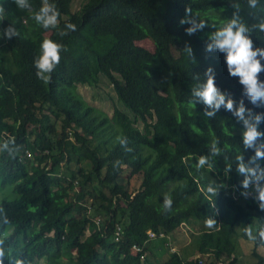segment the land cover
Wrapping results in <instances>:
<instances>
[{
  "label": "trees",
  "instance_id": "1",
  "mask_svg": "<svg viewBox=\"0 0 264 264\" xmlns=\"http://www.w3.org/2000/svg\"><path fill=\"white\" fill-rule=\"evenodd\" d=\"M44 2L28 0L21 9L0 0V145L8 142L0 149V188L13 185V195L0 201L3 264H237L241 241H251L252 256L264 264V243L244 231L256 235L264 210L236 172L235 157L250 163L255 147H243L244 125L233 115L242 105L255 122L264 102L253 103L229 74L225 53L207 49L210 34L235 16L253 48L264 50V0L254 8L249 0H82L76 10L74 0H47L58 11L48 29L33 19ZM67 23L74 30L60 35ZM10 25L17 36L3 35ZM45 38L62 45L47 83L33 65ZM145 39L154 51L137 44ZM208 74L233 111L221 105L204 115L212 109L191 90ZM257 75L264 81V70ZM102 77L123 106L111 116L78 92ZM258 125L264 131V118ZM202 155L211 167L196 168ZM256 163L264 167V160ZM210 184L216 194L206 191ZM182 223L197 224L191 256L165 245Z\"/></svg>",
  "mask_w": 264,
  "mask_h": 264
},
{
  "label": "clouds",
  "instance_id": "2",
  "mask_svg": "<svg viewBox=\"0 0 264 264\" xmlns=\"http://www.w3.org/2000/svg\"><path fill=\"white\" fill-rule=\"evenodd\" d=\"M257 0H249V7H255ZM18 8H28L30 5L28 0H14ZM58 11L54 4L48 3L47 0L40 6L38 11L33 15L35 22L44 29L50 27L55 28L57 25ZM180 23H185V19L181 18ZM203 27V22L193 27H189L186 31L190 35L196 28ZM259 29L264 30V23L258 25ZM75 25L67 23L64 30H60V35H65L66 30H74ZM248 28L241 23L235 16L222 23L210 34L211 43L207 45V49L216 48L225 53L224 59L228 68V72L232 76H238L239 82L245 86V91L249 95L250 100L255 103L259 98L264 102V81L258 82V73L264 70V64L261 59H264V50L260 48H253V42L249 36L245 35ZM17 29L10 25L7 27L3 35L8 37L17 36ZM62 45L56 41L45 38L39 44V52L33 59V65L36 69V76L38 79L47 83L50 79V74L55 69L60 61V53ZM186 52L190 53L191 48H186ZM261 59H258L257 57ZM210 71V70H209ZM191 95L202 101L211 111L205 110L206 117H212L216 114L221 105L228 111H233V101L231 98L226 99L225 95L216 86L214 77L210 74L201 86L194 87L191 90ZM244 107L241 105L233 111L239 120L243 122L244 128L241 132V142L245 149L255 147L254 157L251 158L250 163H245L242 155H237L236 172L243 175V180L240 182L242 189H248L252 185L254 190L255 201H258V208L264 210V167H261L257 161L264 160V143L257 146L258 137L264 136V131L258 129V124L261 121V115L255 117L256 123L250 124L244 117ZM123 142V141H121ZM0 149L7 150L8 142L0 145ZM211 152L216 154L218 149L213 143ZM30 155V153L28 154ZM207 156H200L195 163L197 169L205 166L211 167L208 163ZM208 193L216 194L218 189L211 184L207 187ZM247 192H242L241 195L247 196ZM171 206V200L165 196L163 207L165 210ZM206 223L210 226L213 220L209 219ZM245 233L250 240L257 237L261 243H264V219L256 230V235L253 236L249 229L245 228ZM8 254L7 249H0V264H3L4 257ZM35 263V262H34ZM15 264H22L21 260L17 259Z\"/></svg>",
  "mask_w": 264,
  "mask_h": 264
},
{
  "label": "rangeland",
  "instance_id": "3",
  "mask_svg": "<svg viewBox=\"0 0 264 264\" xmlns=\"http://www.w3.org/2000/svg\"><path fill=\"white\" fill-rule=\"evenodd\" d=\"M81 1L82 0H74L72 4V9L73 10L78 9ZM155 13H157V11H155ZM2 37L3 36L0 35V43L2 42ZM137 44L151 51H154L155 49V46L150 39L137 41ZM4 47H5L4 44L1 43L0 50H5ZM78 92L84 97V99L88 103L97 107L100 111L110 116L114 112V107L119 106V108L123 109V106L120 104V102L118 101L114 93L112 84H110L109 80L106 79L105 77H102V81L97 85L92 86L88 84H85V85L80 84L78 86ZM244 113L249 114L246 110L244 111ZM243 115L250 124H255L256 121L253 122L251 117L245 114ZM258 129L260 130L259 125H258ZM241 131H242V128H241ZM260 143H264V136L258 137L257 146ZM128 175L129 173L127 171L123 172L120 175V181H123V179L126 178ZM12 189H13V185H7L4 188H0V201L5 196L7 197L12 196L13 195ZM77 214H80V212H78ZM196 225L191 226L187 223H182L180 227L175 231L174 235L171 236L172 242L171 243L168 242L165 244L166 247H168L171 251L178 250L184 256L186 255L191 256L192 255L191 252H194V245H193L194 243L191 242L192 234L196 233V230H197ZM249 242L251 243V241ZM249 242L241 241L240 244L237 243L238 244V249H237L238 263L237 264H257V259L252 256V252L250 251L251 247L248 244ZM187 253H189V255ZM163 257H165L164 253L158 257L156 256L154 259L158 260ZM46 262H47L46 258H41V259L36 260L34 264H46Z\"/></svg>",
  "mask_w": 264,
  "mask_h": 264
},
{
  "label": "built area",
  "instance_id": "4",
  "mask_svg": "<svg viewBox=\"0 0 264 264\" xmlns=\"http://www.w3.org/2000/svg\"><path fill=\"white\" fill-rule=\"evenodd\" d=\"M120 230H121V227H120V226H117V227H116V230H115L116 239H118V236H119V234H120ZM148 233H149L150 238H153V237L156 236V232L153 231V230H149ZM160 235L163 236L164 233H162V234H160ZM133 249H134V250H140V247H139L138 245L134 244V245H133Z\"/></svg>",
  "mask_w": 264,
  "mask_h": 264
}]
</instances>
